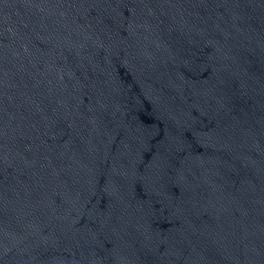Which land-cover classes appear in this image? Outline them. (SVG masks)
<instances>
[{"label":"water","instance_id":"95a60500","mask_svg":"<svg viewBox=\"0 0 264 264\" xmlns=\"http://www.w3.org/2000/svg\"><path fill=\"white\" fill-rule=\"evenodd\" d=\"M0 264H264V0H0Z\"/></svg>","mask_w":264,"mask_h":264}]
</instances>
